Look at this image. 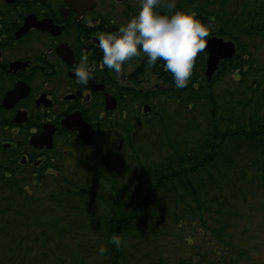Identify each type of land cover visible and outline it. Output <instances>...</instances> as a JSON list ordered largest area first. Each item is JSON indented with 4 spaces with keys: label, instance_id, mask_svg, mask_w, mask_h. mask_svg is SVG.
I'll return each instance as SVG.
<instances>
[{
    "label": "trees",
    "instance_id": "obj_1",
    "mask_svg": "<svg viewBox=\"0 0 264 264\" xmlns=\"http://www.w3.org/2000/svg\"><path fill=\"white\" fill-rule=\"evenodd\" d=\"M176 9L192 13L205 26L218 25L206 38H227L235 42L237 53L221 63L209 83L203 74L206 55L198 51L183 88L175 86L162 60L149 65L143 57L135 75L150 71L161 84L144 94L133 90L131 98L151 111L141 116L146 121H123L118 148L114 142L102 144L88 160L71 153L66 158L59 149L38 170L26 173L20 158L28 149L36 157L28 144L29 131L18 130L0 108V230L5 236H11L6 226L22 213L19 208L53 206L61 212L62 234L82 232L74 248L81 249L82 240L88 243L83 245L85 261L94 257L97 264H163L154 255L160 250L159 236L177 234L180 239L186 220L198 218L206 222L217 247L211 256L200 249L190 256L188 237L181 238L187 245L173 248L175 264L245 263L247 252L233 238L238 233L242 240L244 233L228 224L242 223L257 202L264 203V51L248 41L262 37L264 2L176 0ZM99 57L101 61L102 52ZM95 225L98 239L88 231H98ZM113 234L120 236V248L109 242ZM32 235L36 245L39 237ZM145 240L155 251L144 257L140 253L150 250L138 245ZM100 245L107 249L104 255L97 254ZM7 257L4 264H12ZM55 263L64 261L56 257Z\"/></svg>",
    "mask_w": 264,
    "mask_h": 264
},
{
    "label": "flooded vegetation",
    "instance_id": "obj_2",
    "mask_svg": "<svg viewBox=\"0 0 264 264\" xmlns=\"http://www.w3.org/2000/svg\"><path fill=\"white\" fill-rule=\"evenodd\" d=\"M138 7L139 0H0V108L12 122L18 115L22 121L13 125L29 130L30 136L41 133L47 124L56 129L53 148L35 150L33 159L28 149L22 156L27 164L22 166L38 170L53 158L60 144L66 158L68 153L81 159L89 156L84 152H98L100 141L113 133L116 113H127L122 105L133 96V90L145 93L135 87L146 75L142 69L135 75L143 54L124 62L121 71L134 69L117 78L101 64L97 47V33L115 32ZM157 11L163 14L161 9ZM82 52L88 58L87 84L78 83L74 75ZM119 80L131 83L134 89ZM17 86L27 95L7 109L4 99ZM115 100L117 108L107 110ZM70 115H80L94 130L90 146L77 131L62 128V121ZM76 145L82 151H76Z\"/></svg>",
    "mask_w": 264,
    "mask_h": 264
},
{
    "label": "rangeland",
    "instance_id": "obj_3",
    "mask_svg": "<svg viewBox=\"0 0 264 264\" xmlns=\"http://www.w3.org/2000/svg\"><path fill=\"white\" fill-rule=\"evenodd\" d=\"M260 1L264 2V0ZM214 10L216 11V9ZM206 27L208 29V34L215 32L216 29H218V25L213 23H208ZM206 39L207 38H205V40ZM240 39L243 41L246 40L245 38ZM224 40L230 41L227 38H224ZM248 41L253 49L259 47L262 51H264L263 37H260L258 35L253 36ZM133 69L134 67H130L128 69L125 68L121 71V74L124 73L126 75H129L130 73H132ZM203 71H205V68ZM119 82L122 83L123 81L119 80ZM122 84L133 88L131 83L128 84L124 81ZM160 84L161 83L157 80L156 75L152 74V72L150 71H146V75L143 78V82L137 83L135 87L137 89H143L144 93L148 92L149 90H153L155 86H158ZM134 92H139V90H135ZM143 106L144 103H142L141 100H134L133 98H128L125 104L122 105V110H125L127 113L122 115L116 113L115 124L117 123L119 125H114L113 133H111L109 136L110 139L101 140L100 143L110 145V143L114 142V145L112 146L118 148L117 143L119 142V139L124 133L123 121H129L131 119L137 121L139 118H143L141 117L144 115L142 113ZM124 115L125 118L123 119ZM146 115H149V112ZM143 120L146 121V117H144ZM61 148H63L62 144H60L58 149ZM29 153H32V151L29 150ZM129 153H127V157H125L126 160L128 159ZM87 154L92 155V152L88 151ZM116 156L117 155H115V157ZM88 159L89 158H83L82 160ZM24 171L26 173H30L33 171V169L31 168V165H29L28 167L24 168ZM49 172L53 173L50 170ZM132 176L133 174H130L128 177ZM133 178L134 176L132 177V179ZM53 208V206H48L47 210L45 209V206H27L24 208H19V210L23 209L22 213L19 216L15 215L16 221L8 223L6 226V232H8L11 236H5L4 232L0 230V259L2 264H4V259H8L7 256H10L12 258V264H56V257L61 258L64 261V264L98 263L94 260V257H91L87 261L84 260L83 245H86V247L88 246V243L84 240H82V248L80 247L81 249L78 250V248H74L76 240L78 239V235L79 238H81V231L77 232L78 235H76L75 233L69 234L72 232L68 231V234H62V232L60 231L62 225L58 222V218H60L61 212ZM62 214L64 215V213ZM248 214L250 217L242 223H239L238 221H230L228 225L229 228L238 227L239 231H243L244 233V237L242 238L243 241L240 239V235L238 233H236L233 237L235 240L234 243H237L238 246L244 247L247 252V260L244 264H264V203L257 202L256 209L250 210ZM21 215H24L25 218H21ZM162 227L166 226L163 225ZM207 228L208 226L206 222L202 224L200 219L198 218H188L186 220V225L183 227V234L180 235V239L188 237V240L192 247L191 250L187 252V254L191 253L190 256L197 253L199 254V251H197V249H200L201 254H209L211 256L212 250L214 247H217V244L214 242L211 231H209ZM97 230L98 231H95V229H89L88 231L89 233L96 232L98 239L99 229L97 228ZM32 232H36L37 236L39 237V241L36 245H33L31 243L33 238ZM62 235H64V237H61ZM27 236H29V240L24 239ZM162 236H159L158 238V245L160 247V250L155 252L154 255L155 257H159L163 264H175L178 258L176 259L174 257L176 256V254H174L173 248L175 247V249H177L178 247H181L185 249V245L187 244L180 241L179 237H177V234H169L166 237ZM92 240L93 242L91 244L95 245L97 243V240ZM144 242H146V244L141 245ZM144 242H141L138 245V249H140V247L142 246L141 249L150 250H143V253H140V255H144L145 257L147 254L154 252L155 247L151 245L147 240H145ZM182 256L186 257L185 252ZM50 257H52L54 261ZM131 264L135 263L131 262Z\"/></svg>",
    "mask_w": 264,
    "mask_h": 264
},
{
    "label": "clouds",
    "instance_id": "obj_4",
    "mask_svg": "<svg viewBox=\"0 0 264 264\" xmlns=\"http://www.w3.org/2000/svg\"><path fill=\"white\" fill-rule=\"evenodd\" d=\"M160 8L166 9V13L157 11ZM207 36V27L192 13L176 9V0H139L137 13L115 32L97 33V47L102 52L101 64L117 78L124 62L143 54L149 65L162 60L175 86L183 88L191 75L193 58L204 49ZM87 59L82 52L74 69L80 84H87L90 79ZM109 242L117 248L122 246L117 234H113ZM106 251L103 245L97 248L98 255Z\"/></svg>",
    "mask_w": 264,
    "mask_h": 264
},
{
    "label": "water",
    "instance_id": "obj_5",
    "mask_svg": "<svg viewBox=\"0 0 264 264\" xmlns=\"http://www.w3.org/2000/svg\"><path fill=\"white\" fill-rule=\"evenodd\" d=\"M207 54L206 59V70L205 76L209 82L212 81L214 75L216 74L219 65L222 60H230L233 58L236 52L235 44L232 42H226L221 38L212 37L205 41V47L202 50ZM27 94L20 93V87L17 86L16 89L9 92L4 99L3 105L7 109H10L17 101ZM11 103V104H10ZM117 107V101H113V104L108 105L107 110H115ZM144 113L150 111L149 106H145L143 109ZM21 118L17 115L13 120L14 123L21 122ZM62 128L77 131L79 138L86 144H92V138L94 136V130L87 124L80 115H70L66 117L62 123ZM56 129L50 125H44L41 133L33 135L30 140V146L37 149H47L51 150L53 148V137L55 135ZM22 164H26V159L22 160Z\"/></svg>",
    "mask_w": 264,
    "mask_h": 264
}]
</instances>
